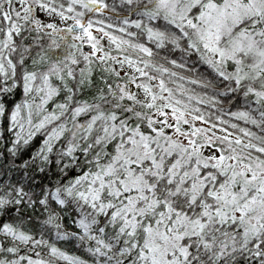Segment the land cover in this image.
Here are the masks:
<instances>
[{
  "label": "snow or ice",
  "instance_id": "obj_1",
  "mask_svg": "<svg viewBox=\"0 0 264 264\" xmlns=\"http://www.w3.org/2000/svg\"><path fill=\"white\" fill-rule=\"evenodd\" d=\"M0 120V264H264V0H0Z\"/></svg>",
  "mask_w": 264,
  "mask_h": 264
},
{
  "label": "trees",
  "instance_id": "obj_2",
  "mask_svg": "<svg viewBox=\"0 0 264 264\" xmlns=\"http://www.w3.org/2000/svg\"><path fill=\"white\" fill-rule=\"evenodd\" d=\"M0 123H2V120H0ZM5 136L7 135V133H3ZM34 140H36V142L38 143V138H34ZM69 248H71V250L73 251H79V249L75 248L74 246L71 245V243H69L68 245H65Z\"/></svg>",
  "mask_w": 264,
  "mask_h": 264
},
{
  "label": "rangeland",
  "instance_id": "obj_3",
  "mask_svg": "<svg viewBox=\"0 0 264 264\" xmlns=\"http://www.w3.org/2000/svg\"><path fill=\"white\" fill-rule=\"evenodd\" d=\"M105 43H107V41L105 40Z\"/></svg>",
  "mask_w": 264,
  "mask_h": 264
},
{
  "label": "water",
  "instance_id": "obj_4",
  "mask_svg": "<svg viewBox=\"0 0 264 264\" xmlns=\"http://www.w3.org/2000/svg\"><path fill=\"white\" fill-rule=\"evenodd\" d=\"M87 47V46H86Z\"/></svg>",
  "mask_w": 264,
  "mask_h": 264
}]
</instances>
